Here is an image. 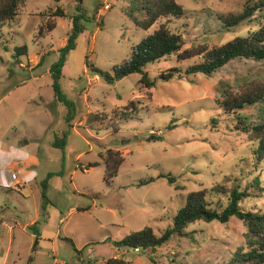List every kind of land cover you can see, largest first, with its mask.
I'll return each instance as SVG.
<instances>
[{"label": "rangeland", "instance_id": "374dc122", "mask_svg": "<svg viewBox=\"0 0 264 264\" xmlns=\"http://www.w3.org/2000/svg\"><path fill=\"white\" fill-rule=\"evenodd\" d=\"M131 1L83 2L85 30L68 56L61 80L76 105L65 148L53 146L68 129V110L54 95L50 68L67 41L77 0H27L20 15L1 28L0 254L11 248L8 264H96L101 251L111 252L112 240L147 226L163 234L189 193L216 186L246 191L251 196L243 200L242 208L264 210V195L254 185L259 178L264 187V159L255 154L260 139L239 119L246 117L253 126L264 121V113L258 105L235 112L222 106L224 88L241 92L264 82V61L238 58L212 74H188V66L201 61V56L180 61L172 55L148 66L150 78L156 81L152 88L140 84V73L109 83L92 66L113 73L131 56L133 46L158 27L149 31L138 27L125 10ZM177 1L184 15L172 19L170 28L183 34L184 49H211L258 28L255 21L226 31L218 18L241 12L248 0ZM57 4L67 17L57 20L52 33H41L40 14ZM141 4L139 0L136 6ZM136 14L144 18L139 11ZM25 44L28 55L16 57L15 48ZM171 69L179 70L173 79L161 78ZM90 112L104 113L106 118L89 126ZM151 135L161 139L149 141ZM109 150L125 158L111 183L105 180L104 158ZM97 162L99 166L91 167ZM13 173L20 183L11 190L3 185L16 181ZM50 173L48 197L54 205L45 210L42 182ZM162 174L176 182L170 184ZM149 177L156 180L137 185ZM210 193L214 202L220 200V208L227 205V197ZM72 208L90 211L70 216ZM46 215L41 237L52 241L61 231V238L54 247L48 243L35 248L31 223ZM187 233L155 250H121L128 264H241L235 262L237 253L250 250L247 226L236 217L228 223L198 221ZM75 248L83 261L72 258Z\"/></svg>", "mask_w": 264, "mask_h": 264}, {"label": "trees", "instance_id": "16d2710c", "mask_svg": "<svg viewBox=\"0 0 264 264\" xmlns=\"http://www.w3.org/2000/svg\"><path fill=\"white\" fill-rule=\"evenodd\" d=\"M26 1L0 0V46L3 44L2 26L20 15L21 7L25 5ZM57 1L59 2V0ZM83 2L84 0H77L78 12L70 17L71 28L67 41L58 50V59L50 68L54 95L68 110L66 116L68 129L63 133L62 137L57 136L53 142V146L57 148H65L67 145L69 135L74 127L73 121L76 118V105L64 92L61 80L68 56L76 49L77 40L85 30L84 21L87 19V16L84 11ZM137 2L139 0H132L130 8H125L127 15L143 30L149 31L156 24H158V27L133 46L131 56L119 66H116L113 73L92 66L93 71L109 83L120 81L134 73H140L142 74L140 84L152 88L155 86L156 81L150 78L147 72L148 66L172 55H177L180 61L201 56V61L188 66L186 69L188 74H212L238 58L264 61V0H248L241 12L220 14L218 18L224 24L222 28H225L226 31H231L244 25L250 26L255 21L258 24V28L245 36H238L221 46H215L211 49L207 47L184 49L186 40L183 34L170 28L172 19H181L184 15V8L177 0H142L140 8L136 6ZM137 11L144 14V18H139L136 14ZM40 15L43 20L41 26V33L43 34L52 33L57 27V20L67 17L64 7L58 4ZM15 52L16 57L28 55L29 47L26 44L16 47ZM178 71L177 69H171L167 74H163L161 78L170 81ZM222 96L224 98L222 106L226 111L235 112L251 105H258L264 113V82L251 85L241 92H232L224 88ZM134 103L132 102L131 106ZM128 115L130 114L126 116ZM105 118L106 115L104 113L90 112L86 117V123L89 126H93L94 123H100ZM239 119L243 127L246 128V131H252L254 138L260 139L255 149V154L257 159L262 161L264 159V121H259L252 126L247 120L248 118L240 117ZM160 139V137L155 135L149 137V141ZM104 160L106 164L105 180L111 183L117 177L125 158L119 152L109 150ZM97 166H99L98 162L91 165V167ZM52 175L50 173L47 179L42 182L44 209L46 205L51 203L48 197V188ZM160 177L168 178L170 184L176 182V179L171 175L162 174ZM155 180L156 178L149 177L140 181L137 185H147ZM254 185L260 187V191L264 195V187L261 186L259 178L255 179ZM211 191L217 196L223 195L227 197L228 202L224 208L219 207L220 200L214 202L211 199ZM250 196L251 194L239 188L227 189L224 186H216L209 191L199 190L191 192L188 194L185 205L179 209L174 217L173 225L168 227L163 234L158 235L155 233L153 227L147 226L139 231L130 233L122 240H114L113 244L119 249L140 248L145 251L155 250L169 243L175 236H188L187 228L198 221L228 223L233 217H236L247 226L246 235L250 244V250L245 253L238 252L235 262L237 261L241 264H264V210H244L241 204L245 198ZM39 224L40 222H37L30 227L36 234L35 248L38 246L40 240ZM106 264H128V262L125 259L111 258Z\"/></svg>", "mask_w": 264, "mask_h": 264}, {"label": "crops", "instance_id": "0c3cea01", "mask_svg": "<svg viewBox=\"0 0 264 264\" xmlns=\"http://www.w3.org/2000/svg\"><path fill=\"white\" fill-rule=\"evenodd\" d=\"M0 170H1V167H0ZM14 174V173H13ZM12 174V175H13ZM16 174V173H15ZM14 180H16L15 182H11V183H8V184H4L3 186L4 187H7V188H9V189H11V190H14V187H16V185L18 184V182L20 183V181L18 180V176H17V178L16 179H14ZM2 185V184H1ZM51 201V200H50ZM49 206H53L54 205V203H50V204H48ZM48 205H46V208H45V210L47 209V208H49V206ZM42 208L44 209V207H43V205H42ZM52 209H54V207L52 208ZM88 211H90V209H88V210H86L85 211V209H74V208H72L71 209V211L69 212V215L71 216V215H73L74 213H78V212H88ZM55 214H59V212H57V213H55ZM47 218H48V216L46 215L45 217H44V219L43 220H39V219H34L35 221V223L34 224H36L37 222H40V224H41V221H47ZM66 219V217H63L62 218V220H65ZM31 223V222H30ZM29 223V224H30ZM33 224V225H34ZM40 224H39V230H40V240H39V244H38V247L39 248H41V247H43V246H46V245H48V243H52V245H53V247H54V244H55V241H57V240H59L60 238H61V231H58L57 233H55L52 237H54V240H46V239H44V238H42L41 237V228H40ZM32 225V223H31V226H33ZM33 231V230H32ZM32 236L34 237V238H36V234L34 233V231H33V233H32ZM15 236L14 235H12V242H13V240H15ZM64 239L65 240H69V241H72V239H70V238H68V237H64ZM74 243V242H73ZM112 243H113V240H112ZM75 245V244H74ZM76 249V248H75ZM110 250H111V252L110 253H108V254H106V255H104L103 254V252L101 251V253L102 254H100V256L98 257H96V259L94 260L95 262H96V264H106V262L109 260V259H111V258H114V259H124V253H126L125 251H122L121 249H119L118 247H115L114 246V244H113V248H109ZM36 251H37V249H35ZM76 251H77V254H75V255H73V257L72 258H74L75 260H76V262H77V260L78 259H76V257L78 256L79 257V259L80 260H82V258H81V254H80V250H78V249H76ZM97 251H96V249L94 250V253H96ZM10 253H11V248L9 247V249L7 250V251H5V252H1V254H0V264H8L9 263V255H10ZM79 260V261H80ZM83 261V260H82Z\"/></svg>", "mask_w": 264, "mask_h": 264}, {"label": "built area", "instance_id": "2783aa9c", "mask_svg": "<svg viewBox=\"0 0 264 264\" xmlns=\"http://www.w3.org/2000/svg\"><path fill=\"white\" fill-rule=\"evenodd\" d=\"M104 8L108 10V9H110V5L107 4V5L104 6ZM12 178H13V179H16V178H17V174L14 173V174L12 175ZM134 250H135L136 252H141V249H140V248H134Z\"/></svg>", "mask_w": 264, "mask_h": 264}]
</instances>
